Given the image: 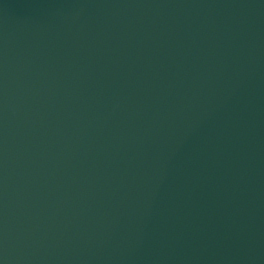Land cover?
<instances>
[{
    "label": "water",
    "instance_id": "1",
    "mask_svg": "<svg viewBox=\"0 0 264 264\" xmlns=\"http://www.w3.org/2000/svg\"><path fill=\"white\" fill-rule=\"evenodd\" d=\"M0 264H264V0H0Z\"/></svg>",
    "mask_w": 264,
    "mask_h": 264
}]
</instances>
